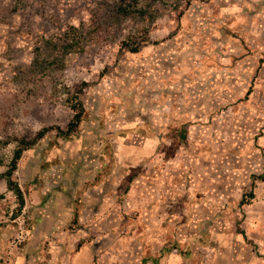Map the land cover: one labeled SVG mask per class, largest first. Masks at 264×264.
Segmentation results:
<instances>
[{"label":"rangeland","instance_id":"obj_1","mask_svg":"<svg viewBox=\"0 0 264 264\" xmlns=\"http://www.w3.org/2000/svg\"><path fill=\"white\" fill-rule=\"evenodd\" d=\"M68 26L79 44L64 52ZM208 56L228 68L223 86ZM71 105L82 114L66 135ZM169 107L185 117L215 110L214 143L242 156V174L213 229L225 230L223 246L181 231L157 255L132 259L124 149L156 135ZM23 142L32 145L10 177L20 207L5 174ZM148 259L264 264V0H0V264Z\"/></svg>","mask_w":264,"mask_h":264},{"label":"crops","instance_id":"obj_2","mask_svg":"<svg viewBox=\"0 0 264 264\" xmlns=\"http://www.w3.org/2000/svg\"><path fill=\"white\" fill-rule=\"evenodd\" d=\"M206 61L214 66V72L209 74L220 75L214 83L223 86L228 68L220 65L216 57L208 56ZM189 110L193 113L186 112L189 117H185L184 113L179 110L174 113L169 107L167 114H173L172 117L163 115L158 127L151 126L156 135L149 131L141 144H129L124 149L129 190L122 195L131 205L125 206L129 214L124 220L128 223L125 231L132 233L129 241L132 259H139L143 254L157 255L161 247L178 240L181 231L207 233L216 243L226 239L224 229H213L217 222L223 228L225 211L221 206L227 205V193L234 188L231 181L242 174V156H231L230 147L223 141L214 143L217 141L214 134L220 135L223 129V121L215 110ZM166 134L181 137L185 142L164 143ZM192 135L197 140L190 141ZM247 260L215 259L212 264H246ZM147 262L153 264L155 260Z\"/></svg>","mask_w":264,"mask_h":264},{"label":"trees","instance_id":"obj_3","mask_svg":"<svg viewBox=\"0 0 264 264\" xmlns=\"http://www.w3.org/2000/svg\"><path fill=\"white\" fill-rule=\"evenodd\" d=\"M121 14H129V11L125 10V9H120ZM140 11H137V13H139ZM78 32V28L73 27V26H68L66 28V30H64L63 33H61L58 37L60 44L62 45V50L65 52L66 50L69 52L70 50H72L74 48L75 45L79 44L77 41H75V35ZM58 46V45H57ZM56 46V47H57ZM55 47V46H54ZM135 49H133L134 51ZM73 51V50H72ZM71 110L74 112L72 120L70 121V123L67 125L66 128V132L65 134H70L74 131V129L76 128L78 122L80 121L81 118V114H82V109L80 107V105L77 107L75 105H71ZM60 134H63V131H60ZM45 134V130L40 131L36 137L41 138L43 135ZM23 144L22 146L18 147L14 153H13V158L11 160V164H10V168L8 169V171L5 174L6 177V181H7V185L9 186V188L15 193L16 197L18 198L19 201V206L22 207L23 205V196H22V192L21 190L17 187V185H15L10 177L12 175V172L14 171V169L16 168V162L18 161V159L20 158L22 152L24 150H26L27 148H29L31 144V142H23L21 143Z\"/></svg>","mask_w":264,"mask_h":264}]
</instances>
